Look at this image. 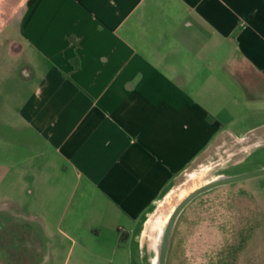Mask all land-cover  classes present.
<instances>
[{
	"label": "crops",
	"instance_id": "crops-1",
	"mask_svg": "<svg viewBox=\"0 0 264 264\" xmlns=\"http://www.w3.org/2000/svg\"><path fill=\"white\" fill-rule=\"evenodd\" d=\"M0 35V189L85 217H0V264H155L158 201L264 131V0H0Z\"/></svg>",
	"mask_w": 264,
	"mask_h": 264
},
{
	"label": "rangeland",
	"instance_id": "rangeland-1",
	"mask_svg": "<svg viewBox=\"0 0 264 264\" xmlns=\"http://www.w3.org/2000/svg\"><path fill=\"white\" fill-rule=\"evenodd\" d=\"M5 44L0 35V49L5 48ZM2 61L7 63L9 59L0 56V63ZM14 62H18L17 58ZM10 131L11 137L12 128ZM223 148L226 147L218 146L193 162L181 174L177 185L158 201L146 221V233L155 243L160 236L156 226L191 189L225 169L235 174L264 166V131H260V137L238 163H233L234 157L227 153L234 150L224 151ZM10 186L0 189V217L8 224L24 219L28 222L29 216L24 217L23 213L40 214L29 222L54 230L61 221L85 223V217L68 212L63 216H43L40 208L45 201L35 199L31 185H26L23 191ZM45 203L48 205V201ZM59 203L62 207L65 201ZM73 203L71 201L68 207H74ZM166 264H264V174L218 185L195 196L175 221Z\"/></svg>",
	"mask_w": 264,
	"mask_h": 264
},
{
	"label": "water",
	"instance_id": "water-1",
	"mask_svg": "<svg viewBox=\"0 0 264 264\" xmlns=\"http://www.w3.org/2000/svg\"><path fill=\"white\" fill-rule=\"evenodd\" d=\"M264 174V166L243 171L235 174L217 175L204 183L194 187L188 193H186L172 208L170 211L159 236V241L157 243V257L155 264H166L167 253L169 249V243L173 231L175 221L181 212V210L198 194L211 189L215 186L227 184L230 182L242 180L245 178L257 176Z\"/></svg>",
	"mask_w": 264,
	"mask_h": 264
},
{
	"label": "bare ground",
	"instance_id": "bare-ground-1",
	"mask_svg": "<svg viewBox=\"0 0 264 264\" xmlns=\"http://www.w3.org/2000/svg\"><path fill=\"white\" fill-rule=\"evenodd\" d=\"M168 217V216H167ZM167 217L163 220V221H161L160 223H158V226H156V227H158L159 228V232H161V229H162V227H163V225H164V223H165V221H166V219H167ZM155 228V227H154ZM159 238V237H158ZM158 243V241L156 242V244ZM156 259V258H155Z\"/></svg>",
	"mask_w": 264,
	"mask_h": 264
},
{
	"label": "trees",
	"instance_id": "trees-1",
	"mask_svg": "<svg viewBox=\"0 0 264 264\" xmlns=\"http://www.w3.org/2000/svg\"><path fill=\"white\" fill-rule=\"evenodd\" d=\"M125 237H126V236H125L123 233H121L120 236H119V240L122 241V240L125 239Z\"/></svg>",
	"mask_w": 264,
	"mask_h": 264
}]
</instances>
